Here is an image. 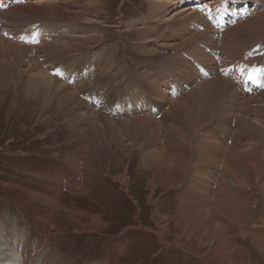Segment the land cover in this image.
Here are the masks:
<instances>
[{"label": "rangeland", "instance_id": "obj_1", "mask_svg": "<svg viewBox=\"0 0 264 264\" xmlns=\"http://www.w3.org/2000/svg\"><path fill=\"white\" fill-rule=\"evenodd\" d=\"M80 1L0 2V46L4 38L18 40L17 44L32 50L25 56H14L12 70H0V217L2 224H10L7 228L17 232L20 239V247L16 248V242H7L0 235L1 248L9 259L1 261L20 263L29 234L34 247L28 246L38 252L35 264H54L56 260L61 264L65 260L67 264H208L185 248L186 240L179 227L197 230L193 217L199 214L194 210L203 202L209 208L221 209L219 198L211 196V191L219 188L224 163L215 168L210 156L222 143L235 146L240 142L246 151L254 145L259 149L252 155L258 162L263 159L256 181L257 186L262 185L264 93L244 95L241 88L234 90L231 85L218 83L200 103L189 97L186 102L182 98L169 104L159 102L161 98L152 94V89L158 82L169 99L186 92L190 96L193 88L189 82L194 77L199 78L197 81L210 78L209 73L216 67L214 61L221 57L238 72L241 69L236 66L251 70L263 67L264 0H206L209 2L204 5L199 1L200 7H208L213 1L218 11L224 7L222 23L205 13L201 21L190 17L191 11L184 12L187 16H173L187 5L197 9L195 0H90L96 7L89 9ZM53 5L63 8L67 16L62 19L60 15L64 14ZM227 13L235 14L236 24H229ZM197 22L203 27L200 35ZM212 23L215 30L209 28ZM217 24L222 27L218 29ZM223 30L227 34H222ZM216 33L220 37L213 40ZM32 38L39 42H26ZM4 53L7 50L1 46L0 60ZM57 71L62 77L54 74ZM34 77L53 84L47 83V92L38 96L31 93L35 89L31 81ZM241 77L255 85L256 81ZM9 80L10 87H4L2 84ZM65 85L73 97L70 92V97L65 96ZM185 87L188 89L184 91ZM82 109H88L90 116ZM134 112L144 117L147 114L150 119L134 118ZM204 148L208 155L203 154ZM176 157H183L185 173L182 171L172 187L162 188L170 176L164 172L158 176L151 166L174 165ZM73 179L78 185L83 183V192L71 191ZM58 181L63 183L59 190ZM229 181L224 184L234 204L244 189ZM199 184L206 189L196 191ZM31 192L53 196L57 205H42L37 197L31 198ZM245 193L262 205L255 189ZM252 209V217L245 225L250 231L238 228L245 224L240 212L232 211L230 226L225 227L222 218L217 222L224 225L230 242L245 251L243 257H232L226 264H264L263 214L254 204L249 206V211ZM38 217H43L42 224L44 220L49 224H44L41 231ZM237 221L236 227L232 223ZM50 225L61 232L63 229L64 234ZM163 229L164 239L160 241ZM175 240L179 244L173 243Z\"/></svg>", "mask_w": 264, "mask_h": 264}, {"label": "bare ground", "instance_id": "obj_2", "mask_svg": "<svg viewBox=\"0 0 264 264\" xmlns=\"http://www.w3.org/2000/svg\"><path fill=\"white\" fill-rule=\"evenodd\" d=\"M8 0H5L4 2H6ZM22 1V0H20ZM47 1V0H46ZM82 1V0H81ZM80 1V2H81ZM199 1L201 2V4L203 3H208L209 1H206V0H195L193 3H194V6L198 7L197 9L193 10L192 8L190 9V5L188 6H185L183 8H181V10L176 14H174L173 16L176 17V15H186V11H191L189 14L190 17H195V18H198L199 21H201L200 19H202V16H203V13L205 14H208L207 17L209 18V15L211 16V19L212 20H218L220 23H222V19H223V15L225 14V8L222 7L220 9V11H218V6H216V4H214V1L213 3L210 5V6H198L197 4L199 3ZM0 2L2 3L3 0H0ZM3 2V3H4ZM12 2V1H11ZM17 2V1H16ZM83 2L85 3V7L86 8H91L92 6H95L96 5L94 4V2H90V0H83ZM25 4H28V3H25ZM51 4V3H49ZM94 4V5H93ZM175 4V3H174ZM224 4V3H223ZM60 5V4H58ZM204 5V4H203ZM221 5V4H220ZM225 5V4H224ZM193 6V7H194ZM243 6V5H242ZM44 7V6H43ZM55 7V9H58L57 12L58 13H62L64 15H60V17L65 18L63 16H67L66 13H63L64 11L62 9H60V7L56 6V5H53V8ZM72 7V6H71ZM93 7V8H95ZM164 7V6H163ZM38 10V9H37ZM50 10V8H49ZM63 11V12H62ZM33 12V11H32ZM37 12V11H36ZM44 12V11H42ZM184 12H186L184 14ZM217 12V14H216ZM75 13V12H74ZM80 13V12H79ZM188 15V14H187ZM186 15V16H187ZM76 17L79 16V14H75ZM59 17V18H60ZM262 21V20H261ZM236 24V23H234ZM232 24V25H234ZM243 24V23H241ZM228 25V24H227ZM238 25V24H237ZM220 27H222L221 25H218L217 24V28L219 29ZM234 27V26H233ZM232 27V28H233ZM209 28H212L213 30H215V26L214 24H210ZM237 29V28H236ZM239 30V28H238ZM245 30V29H244ZM224 31V30H223ZM227 30H225L222 34L226 33ZM231 31V30H230ZM249 31V30H248ZM237 32V31H236ZM203 32L199 31L198 35L202 34ZM194 34V33H192ZM227 34V33H226ZM183 35V34H182ZM191 35V34H190ZM205 35V34H204ZM225 35V34H224ZM188 36V35H187ZM236 36V35H235ZM183 37V36H182ZM205 37V36H204ZM207 37V36H206ZM237 37V36H236ZM234 37V38H236ZM241 37V36H239ZM197 38V37H196ZM232 38V37H231ZM187 39V38H186ZM238 39V38H236ZM234 40V39H233ZM183 41V40H182ZM188 42V41H187ZM186 42V43H187ZM194 42V41H193ZM212 42V41H211ZM237 42V41H236ZM241 42V41H240ZM18 43V40H3L1 41V46L6 48L7 50V53H4V55H2V59L0 60V70H12V68H14L13 66H15V62H14V56L16 57V55H20V56H25L27 53L29 54V52H32V50L27 47V46H23L21 44H17ZM180 43H183V42H180ZM192 43V42H191ZM242 43V42H241ZM178 44V43H177ZM7 45V46H6ZM0 46V47H1ZM6 46V47H5ZM185 46V45H184ZM11 53V55H10ZM2 54V53H1ZM0 54V55H1ZM10 55V56H9ZM32 57V56H31ZM198 57V56H197ZM200 57L204 58L203 54L201 53L200 54ZM4 58V59H3ZM12 59V62H11V59ZM37 58V57H36ZM199 58V57H198ZM206 58V57H205ZM33 59V58H32ZM24 60V59H23ZM226 59L225 58H218L217 60L215 61H218L216 62V69H213L212 71V77H210V79H202L200 80L199 82H195L194 81V78L192 79L191 82H189V84L193 85L191 89V91L193 90V93L188 96L186 93L185 94H182V95H178L177 97L173 98V99H169L168 97H166V93L164 91H162L160 89V84L158 82H156V85H154L153 89H152V94L154 95H157L159 98L158 101L161 102L160 100L162 101H166L167 103L170 104L171 101L173 100H180V99H185V102L187 101V99L189 97H195L198 101V103L201 102L203 96L207 95V93L212 90V89H215L218 85V83H226L227 85H231L233 86L232 84V80L234 78H237L238 77V73L236 72H231V69L227 66V62L225 61ZM203 62V61H202ZM208 62V59L206 58V61L205 63ZM22 64V63H21ZM24 64V63H23ZM36 66V65H35ZM237 68H240V73L241 74H244V75H247L251 72L254 71L251 70V68L249 67H242L241 66H236ZM17 68V67H16ZM49 68V67H48ZM38 70V69H37ZM24 71V70H23ZM210 71V70H209ZM17 72V71H16ZM22 72V71H21ZM29 72V71H28ZM40 72V71H39ZM78 72V71H77ZM246 72V74L244 73ZM1 73V71H0ZM197 73V72H196ZM7 76V75H6ZM10 76V75H8ZM18 76V75H17ZM21 76V74L19 75ZM241 76V75H240ZM243 76V75H242ZM260 77H263V79L260 80L259 84H257L256 86L258 88H262L264 87V75H260ZM8 78V77H6ZM21 78V77H20ZM48 78V77H47ZM51 78V77H50ZM50 78H48L50 80ZM1 79V78H0ZM11 79V78H10ZM33 79V80H32ZM31 81L35 83V89L33 92L31 93H35L36 92V95L38 94V96L40 94H45L47 91V89L49 88V86H47V83L50 84L51 82L46 80L45 78H38L36 79V77L32 78ZM55 79V78H54ZM3 80V79H2ZM6 80V79H5ZM20 81V80H19ZM56 82H60V80L58 79H55ZM253 81V80H252ZM21 82V81H20ZM19 82V83H20ZM24 82V81H23ZM26 82V81H25ZM29 82V81H28ZM10 80L7 81V82H4L2 85H4V87H10ZM31 83V82H29ZM33 83V84H34ZM40 83V84H39ZM55 83V82H54ZM79 83V82H78ZM197 83V84H196ZM235 83H238L237 80H235ZM32 84V83H31ZM53 83H51L52 85ZM56 84V83H55ZM6 85V86H5ZM28 85V83H27ZM50 85V86H51ZM54 86V85H53ZM52 86V87H53ZM58 86V85H57ZM68 85H65V90L66 93H65V96L66 97H70V95L72 94L70 91H68V88H67ZM55 88H57L56 86H54ZM53 87V88H54ZM226 87V86H225ZM248 90H251L253 89V86L251 85H248L246 86ZM52 88V89H53ZM221 88V87H220ZM33 89V88H32ZM225 89V88H224ZM232 88H230L231 90ZM28 90V89H27ZM61 90V89H60ZM220 90V89H219ZM31 91V90H30ZM57 91V90H56ZM59 91V90H58ZM225 91V90H224ZM55 92V91H54ZM68 92H70V95L68 94ZM73 92V91H72ZM174 92V91H173ZM172 92V93H173ZM211 92V91H210ZM219 92V91H218ZM50 93V91H49ZM52 93V92H51ZM62 93V92H61ZM213 93V92H212ZM227 93V92H226ZM229 93V92H228ZM75 94V93H74ZM224 93H222L223 95ZM47 95V94H46ZM59 95V94H58ZM48 96V95H47ZM72 96V95H71ZM153 96V95H152ZM216 96V95H215ZM240 96V95H239ZM50 97V96H48ZM55 98L57 96H54ZM73 97V96H72ZM232 97V96H231ZM230 97V98H231ZM252 98H249V99H256L255 97L253 96H250ZM246 98V97H245ZM64 99V98H63ZM215 99V98H214ZM51 100V99H50ZM209 100V99H208ZM224 100V99H223ZM222 100V101H223ZM226 100V99H225ZM246 100V99H245ZM57 101V100H56ZM60 101V100H59ZM57 101V102H59ZM67 101V100H66ZM80 101V100H79ZM77 101V102H79ZM190 101V100H189ZM213 101V100H212ZM64 102H65V99H64ZM74 102V101H73ZM235 102V101H234ZM258 102V101H257ZM163 103V102H162ZM208 103V102H207ZM219 103V102H218ZM228 103V102H227ZM240 103V102H239ZM62 104V103H61ZM108 104V103H107ZM165 104V103H164ZM213 104V103H211ZM238 104V102H237ZM64 105V104H63ZM189 105V104H188ZM57 106V105H56ZM60 106V105H59ZM70 106V105H69ZM80 106V105H79ZM204 106V105H203ZM207 106V105H206ZM220 105L216 106V108L218 107L219 108ZM255 106V105H254ZM264 106V105H263ZM53 107V106H52ZM55 107V106H54ZM65 107V106H64ZM82 107V105H81ZM84 107V106H83ZM82 107V108H83ZM193 107V106H192ZM197 107V106H196ZM201 107V106H199ZM209 107V106H208ZM226 107V106H224ZM245 107V106H244ZM260 107V105H259ZM57 108V107H56ZM75 108V107H74ZM80 108V107H79ZM188 108V107H187ZM202 108V107H201ZM236 108V107H235ZM238 108V107H237ZM247 108V107H246ZM254 108V107H253ZM65 109V108H64ZM71 109V108H70ZM204 109V108H203ZM223 109V108H222ZM221 109V110H222ZM227 109V107H226ZM260 109V108H259ZM66 110V109H65ZM83 111L86 112L85 115H88L90 116V113L88 112V109H82ZM238 110V109H237ZM252 110V109H250ZM257 110V109H256ZM73 111V109H72ZM78 111V110H77ZM91 111V110H90ZM184 111V110H183ZM242 111V110H241ZM263 111V110H262ZM93 112V110H92ZM215 112V111H214ZM218 112V111H217ZM216 112V113H217ZM220 112V111H219ZM222 112V111H221ZM245 112V110H244ZM94 113V112H93ZM263 112H261L262 114ZM68 114V113H67ZM140 112L138 114H136L135 112L133 113V116L134 118H140V117H143V120L144 118H148L150 119V116L146 114V117H144V114H140ZM223 114V112H222ZM221 114V115H222ZM252 114V112H251ZM264 114V113H263ZM81 115L83 116L84 114L81 113ZM95 115V114H93ZM233 115V114H232ZM249 115V114H247ZM180 116V115H179ZM224 116V115H223ZM240 116V115H239ZM71 117V116H69ZM87 117V116H86ZM85 117V118H86ZM164 117V116H163ZM167 117V116H166ZM197 117V116H196ZM226 117V116H224ZM238 117V115H237ZM250 117V116H249ZM255 118V116H253ZM258 117V116H257ZM83 118V117H82ZM83 118V119H85ZM88 118V117H87ZM168 118V117H167ZM223 118V117H222ZM229 118V117H228ZM261 118V117H260ZM81 119V118H80ZM147 119V120H148ZM230 119V118H229ZM239 119V118H237ZM236 119V120H237ZM251 119V118H250ZM88 120V119H86ZM104 120V118H103ZM102 120V121H103ZM146 120V119H145ZM146 120V121H147ZM166 120V119H165ZM235 120V118H234ZM240 120V119H239ZM249 120V119H248ZM257 120V119H256ZM98 121V120H97ZM96 121V122H97ZM133 121V120H131ZM135 121V119H134ZM140 121V119H139ZM138 121V123H139ZM168 121V120H166ZM202 121V120H201ZM204 121V120H203ZM202 121V123H203ZM247 121V120H246ZM88 122V121H87ZM107 122V121H106ZM109 122V121H108ZM107 122V123H108ZM170 122V121H169ZM245 122V121H244ZM252 122V121H251ZM263 122V121H262ZM120 123V122H119ZM145 123V122H144ZM150 123V122H149ZM154 123V122H152ZM168 123V122H167ZM231 123V121H230ZM235 123V122H234ZM253 123V122H252ZM252 123H250L252 125ZM131 124V123H130ZM129 124V125H130ZM201 124V123H200ZM237 124V123H236ZM262 124V123H261ZM99 125V124H98ZM158 125V124H157ZM238 125V124H237ZM176 126V125H175ZM178 126V125H177ZM185 126V125H184ZM247 126V125H246ZM257 126V125H256ZM264 126V125H263ZM96 127V126H95ZM140 127V126H139ZM101 128V127H100ZM197 128V127H196ZM212 128V127H211ZM93 129V128H92ZM116 129V128H115ZM151 129V128H149ZM148 129V130H149ZM200 129V128H199ZM133 130V129H132ZM156 130V129H155ZM245 130V129H244ZM229 131V130H228ZM235 131V130H234ZM243 131V130H242ZM93 132V131H92ZM116 132V131H115ZM159 132V131H157ZM236 132V131H235ZM234 132V133H235ZM248 132V131H247ZM253 132V131H252ZM259 132V131H258ZM106 133V132H105ZM117 133V132H116ZM149 133V132H148ZM186 133V132H185ZM193 133V131H192ZM240 133V132H239ZM199 134V133H198ZM237 134V133H236ZM254 134V133H253ZM113 135V134H112ZM136 135V134H135ZM200 136V135H199ZM237 137H239V135H235ZM234 136V137H235ZM120 137V136H119ZM259 137V135H258ZM121 138V137H120ZM136 138V137H135ZM198 138V137H197ZM231 138V137H230ZM151 139V138H150ZM121 140V139H120ZM232 140V139H231ZM260 140V139H259ZM191 141V140H190ZM258 141V140H257ZM198 142V141H197ZM264 142V141H263ZM102 143V142H101ZM193 143V142H192ZM217 143V142H216ZM238 143V142H237ZM251 143V142H250ZM249 143V144H250ZM254 143V142H253ZM252 143V144H253ZM119 144V143H118ZM215 146L214 143H211ZM236 144V142H235ZM259 144V143H258ZM196 146V143L194 144ZM254 145V144H253ZM212 146V147H214ZM218 146V145H217ZM246 146V145H245ZM262 146V145H261ZM171 148V147H170ZM193 148V147H192ZM198 151H201V148L199 146L196 147ZM245 147L242 146V143L239 142V144L235 145V146H228L227 144H223L221 145V148H216L217 151L216 153L214 154V156H210V162L214 163L215 165V168H217L219 165L223 164L224 163V169H223V172H221V182L219 181V188H216L215 192L214 191H211V196H214V198H219V201L221 202L220 203V206H221V209L217 210L216 207L214 208H209L208 205H205V202H203L198 208H196L194 210V212L198 213L199 216H194L193 219L195 220V222L198 223V226H196L197 230L193 231V229H190L188 230V227L187 226H180L179 228L182 229L183 233H184V237H185V240H186V244H185V248L188 249V250H192L194 251V253H196L195 255L198 256L199 258H202V260H206L208 264H226L227 260H229L230 258L232 257H237V256H241L243 257L245 255V251L241 249L240 246H236V245H233V243L230 242V239L228 238V236L226 235L225 233V227L226 226H230L231 224V214H232V211H236L237 212H240V213H243V216H244V225L242 227H238L240 229V231H243V232H246V231H250L248 227H245V225L247 224L246 222H248V218L249 217H252V213L254 211V209H252L251 211H249V206L251 207L252 204H254V206H256L257 209H259L261 211V213L263 214V223H264V176L260 177L259 180L262 181V185L259 184V186H257L258 184H256V181L258 179L257 177V173H258V167L260 166V163H262V160L260 162H258V159L254 158L252 153H256L258 152V148L255 147V145L252 147L251 146V150H248L246 151L244 149ZM200 149V150H199ZM206 148L202 149V152L204 155L207 154L208 150H205ZM178 150V149H177ZM213 150V151H214ZM175 151V150H174ZM192 151V150H191ZM249 151H252L251 153ZM262 151V150H261ZM178 152V151H177ZM193 153V152H192ZM206 153V154H205ZM213 153V152H212ZM259 153V152H258ZM257 153V154H258ZM262 153V152H260ZM188 154V153H187ZM208 155V154H207ZM156 156V155H155ZM158 156V155H157ZM156 156V157H157ZM195 156V155H194ZM184 157V156H183ZM182 157V158H183ZM150 158V157H149ZM182 158H178L176 157L175 159V164L173 165H158V166H151L153 171H155V173H158L161 175L162 172L166 173V175L170 176L169 179L171 180L172 179V182L169 180V181H166L165 180V183L162 185V188H166V186H170L172 187L174 184H176L178 182V180L181 178V173L182 171L185 169V168H182L184 167V162H183V159ZM206 158V157H205ZM159 159V158H158ZM147 160V158H146ZM152 160V159H151ZM208 160V159H207ZM148 162V160H147ZM209 162V163H210ZM73 164V163H72ZM145 164V162H144ZM188 164V163H186ZM264 164V163H263ZM147 165V164H145ZM144 165V166H145ZM157 165V164H156ZM72 166V165H71ZM148 166V165H147ZM186 167V166H185ZM175 168L177 169V171L175 170ZM214 168V169H215ZM189 169V168H188ZM74 170V168H73ZM75 170H77L75 168ZM74 170V171H75ZM171 170V171H170ZM216 170V169H215ZM71 171V170H70ZM73 171V172H74ZM180 171V172H179ZM213 171V170H212ZM262 171V170H261ZM184 172V171H183ZM193 172V171H192ZM185 173V172H184ZM207 173V172H206ZM209 174V173H208ZM154 176V175H153ZM159 176V175H158ZM162 176V175H161ZM44 178V177H43ZM231 181V184L233 185H236V186H239V187H242L244 190H243V193L242 195L240 196V198L238 199L239 202H236L234 204H232L233 202V197L231 196V191L228 189V187H226L225 185L227 184H224V183H227V181ZM181 181V180H180ZM229 181V182H230ZM46 182V181H45ZM60 182V184H58ZM259 182V181H258ZM58 183L56 184V188L59 190L62 188L63 186V183L61 181H58ZM261 183V182H260ZM202 184V183H201ZM199 184V186H197V190L196 191H199V192H202L206 189L207 186L205 185H201ZM230 184V183H229ZM62 185V186H61ZM70 189L71 191H75V192H83V189H84V185L83 183L81 185H78L75 180L73 179L70 183ZM49 186V185H48ZM231 187V186H230ZM200 188V189H199ZM256 190L257 191V194L259 195L260 197V200L262 202V205H258L256 199L255 198L253 201H251V199L253 198L251 195H247V193H245V191L249 190V191H253V190ZM18 192V191H17ZM60 192V191H59ZM210 193V192H209ZM217 193V195L215 194ZM31 194V198H35L37 197L39 199V201H41L42 205L45 204L47 205L48 207H51V208H55V205H57V201L52 197L48 196V195H45V194H33V192L30 193ZM57 194V193H56ZM54 195V196H57V195ZM203 201V200H202ZM219 206V207H220ZM63 211H65L67 213V210L66 209H63L61 208ZM47 210V209H46ZM157 210V209H156ZM75 210H73L74 212ZM190 211H192L190 209ZM78 212V211H76ZM193 212V213H194ZM85 213V212H84ZM90 213V212H89ZM78 215V214H77ZM2 216V215H1ZM70 216V215H68ZM89 216V214H88ZM90 217L92 218V216L90 215ZM39 219L36 218V221L37 223H39V229L40 231L42 230V228L45 226V225H48L49 224L44 220V224H42V221H43V217H38ZM71 218V216H70ZM94 218V216H93ZM98 218V217H97ZM220 218L223 219V222L226 223L225 224V227L224 225H222L221 223H217L219 222ZM1 217H0V227L2 228V231L0 232L2 236H4L3 238L4 239H8L7 242H9V240L11 239L12 241L16 242V248L17 247H20V239L18 237V233L15 232V231H12V229L10 230V228L8 229L7 226H9L10 224H2V221H1ZM71 220V219H70ZM92 220V219H91ZM235 221V220H233ZM19 223V222H18ZM237 223H239L238 221L237 222H234L232 223L233 225H237ZM241 223V222H240ZM99 223H97V226H98ZM156 225V224H155ZM160 225V224H158ZM78 226H81L79 223H78ZM89 226V225H88ZM87 226V228H88ZM95 226V225H94ZM41 227V228H40ZM51 228H53L54 231H58V232H61V229L58 230V228L56 229L55 226L52 227V225H50ZM156 227V226H155ZM233 227V226H232ZM237 227V226H236ZM85 228H86V225H85ZM44 229V228H43ZM93 229V228H92ZM98 229V228H97ZM158 229V228H157ZM238 229V230H239ZM17 230V229H16ZM86 230V229H84ZM95 230V228H94ZM18 231V230H17ZM155 232V231H154ZM164 233H165V230H160L159 232V236H160V241H163L164 239ZM61 234H64L63 233V229H62V232ZM30 235L28 234L27 235V238L25 240V246H27L26 250H22L21 253H24V255H22L21 257L19 256L20 258V263H16V264H35L37 261V255H38V252H36L37 250H32L29 248V246H33L34 247V243H33V240H31V238L29 237ZM166 236V234H165ZM18 237V238H17ZM181 237V236H180ZM179 237V238H180ZM208 237L212 240H209ZM203 238V241H199ZM183 239V238H182ZM49 240V238H47V241ZM257 241V240H256ZM46 244L47 242L44 241ZM183 242V240H182ZM175 244H179L177 242V240H175V242H173ZM185 243V242H184ZM209 243L211 245H209ZM29 244V246H28ZM183 246V244H182ZM206 246L208 247V250L206 248ZM1 244H0V264H14V263H9V259H8V254L7 252L4 253V248H1ZM32 247V248H33ZM39 249L41 248V246L39 245L38 247ZM37 248V249H38ZM170 248V247H169ZM35 249V248H34ZM10 250V249H9ZM51 250V249H50ZM52 252V251H51ZM50 252V253H51ZM193 253V252H192ZM264 254V253H263ZM201 257H200V256ZM27 256V257H26ZM26 257V258H24ZM49 257V256H48ZM22 258V259H21ZM5 259H8L6 260V262H2L1 260H5ZM44 260H47V259H44ZM237 262V261H236ZM235 262V264H236ZM54 264H61L59 263L57 260L55 261ZM63 264H67L66 260L64 261ZM93 264H102L101 263H93ZM205 264V263H204Z\"/></svg>", "mask_w": 264, "mask_h": 264}, {"label": "snow or ice", "instance_id": "obj_3", "mask_svg": "<svg viewBox=\"0 0 264 264\" xmlns=\"http://www.w3.org/2000/svg\"><path fill=\"white\" fill-rule=\"evenodd\" d=\"M3 5H0V7H2ZM21 39H24V37H21ZM26 42H30V43H38L39 41L36 40L35 38H32L31 40H27ZM57 76H61L62 77V73L57 71L54 73ZM249 79H252V77L250 76Z\"/></svg>", "mask_w": 264, "mask_h": 264}]
</instances>
